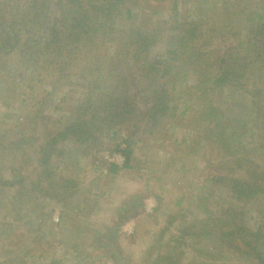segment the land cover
I'll return each instance as SVG.
<instances>
[{"label": "rangeland", "instance_id": "1", "mask_svg": "<svg viewBox=\"0 0 264 264\" xmlns=\"http://www.w3.org/2000/svg\"><path fill=\"white\" fill-rule=\"evenodd\" d=\"M173 2L131 0L129 5L122 8L123 19L115 27L130 28L131 24L139 23L144 18L149 25L151 22L153 25L163 18V13H157L156 8L164 11L168 19L167 28L173 26L175 21L170 19L173 15ZM216 3L215 0H178L176 7L181 14L180 19L190 22L198 20L209 8L210 14H213L219 9ZM230 5L224 9H230ZM235 5L236 10L244 9L241 15V12H237L240 16H235L241 18L238 21L241 23L240 28L247 27L264 14V0H236ZM130 6L135 14L141 12L139 18L135 15L127 21L125 10ZM221 11L224 13L223 9ZM113 28L105 31L106 35H97L92 51L84 48L88 52L79 59L75 70L69 73L66 85L55 81L53 89L46 87L53 93L48 95L42 109H38L40 104L32 100L25 106L21 98L25 94L31 99L36 95L42 97L44 84L50 78L44 80L45 73L40 75V79L37 75H26L29 71L19 69L16 56H6L7 60L11 58L12 61L0 65V140L1 144L7 145L6 151L0 149V165L10 178L9 165L15 153L19 156V162H22L19 174L25 177L24 185H18L22 191L21 195L15 196L16 199L9 196L14 188H2L0 185V264H154L152 260L160 249V252H178L181 249L184 252L179 255L181 264H190L193 260L195 264H252L251 258L238 254L229 242L219 249L208 231L210 228L215 229V225L209 223L220 220L225 227L231 216L236 215L243 219L245 227L253 234L259 230L264 233V179L259 180L258 189L243 201L232 202L226 188L227 184L229 186L236 179L245 177L244 169L251 162L260 166L258 172L264 169V101H259V97L250 101L251 98L235 86L215 87L210 104L219 110L214 121L217 127L215 139L218 142L210 141L207 126L213 123L209 120L200 121L202 112L198 110L193 113L186 110L183 113L188 104L197 101L199 94H195L190 85L195 79L186 77L185 68L177 65L174 54L169 58L166 55L171 47L165 42L157 41L149 52L151 56L160 54L163 57L158 58L162 63L159 71L143 75L136 84L142 103H152L155 91L160 93L159 90L165 89L170 92L176 80L186 79L188 90L180 94L181 86L177 83L172 93L174 95H170L168 112L162 120L152 127L144 125L138 129L130 126L126 131L128 137L134 133L130 140L135 169H126V157L116 149L122 138L119 135L122 133L121 125H126L117 124L112 130H106L98 140L90 139L84 145L61 142L57 154L51 158L50 166L56 168L55 181L61 184L66 181L67 188L52 189L49 192L56 194L52 196L64 198L70 208H63L56 197L46 196V189L31 191L36 179L42 176L39 167L35 168L32 148L28 149L38 144L36 134L39 133L35 126L40 121V115L37 118L31 116L41 111V115L46 116L45 126L54 128L56 120L65 111H70L65 109L66 106L73 109L74 104L85 101L86 95L96 86H99L98 94L110 92L105 94L108 100L121 93L119 87L124 80L116 76L115 70L120 68L124 71L126 67L123 66V58L118 62L110 40L119 37L114 43L120 42L123 45L132 37L129 33H126L128 38L124 33L117 37ZM173 40L174 37H170L165 41L170 43ZM126 47L127 50L123 47V53L130 49ZM104 55L108 57L104 59ZM14 62L15 65L12 64ZM167 64L176 67L166 72L169 68ZM18 69L21 73H18ZM257 82L256 85L264 86V75L258 76ZM104 83H108L110 89L113 87L112 91L105 88ZM133 89L135 87L131 88L132 93L135 92ZM64 92L72 99L63 104L60 98ZM90 95L96 96L92 93ZM255 100L257 103H254ZM200 103L203 104V100ZM172 112L177 117L171 116ZM258 112L261 116L256 118ZM192 128L196 131L192 132ZM156 132H159L157 136L154 135ZM193 133L198 134L197 143L191 140ZM120 146V149L124 148L125 144ZM242 157V163L246 162L230 174L232 171L229 168L234 169L236 161ZM19 162L15 163L16 171ZM110 164L118 167L115 180H111L112 177L107 174ZM219 164L227 169H222ZM68 184L73 190L68 189ZM123 200L128 201L126 207H131V215L121 224L119 251L115 242L110 240V229L106 230L102 226L115 224L119 216L113 208L120 206ZM65 213L68 214L66 217L63 216ZM161 228H165V235L158 239ZM99 229L104 234L98 233ZM181 229L190 232L194 229L200 235L194 234L193 238L197 239L191 241V235L183 236ZM73 237L79 241L75 242ZM100 238L104 246L95 243ZM262 240L264 237L259 236L255 246H261L264 258Z\"/></svg>", "mask_w": 264, "mask_h": 264}, {"label": "trees", "instance_id": "2", "mask_svg": "<svg viewBox=\"0 0 264 264\" xmlns=\"http://www.w3.org/2000/svg\"><path fill=\"white\" fill-rule=\"evenodd\" d=\"M127 1L128 0H0V65L12 61L11 58H15L16 56L19 61L17 62L20 66L19 69L24 68V72L29 71L25 73L26 75H37L40 79V75L45 73L43 79L50 78L46 83L47 85L44 84L42 97L36 95L31 99L25 94L21 98V102L25 104V106H28L29 102L32 100L33 102L37 101L36 104H40L38 109H42L43 103L47 102L46 98L48 95L53 93L47 90L46 87L53 89L56 82H61L62 85L67 84L70 78L69 73L75 70V67H77L76 65L80 62L79 59H81L89 49L92 51V46H95L99 33L106 35L105 31L108 32L109 29L114 27L113 31L116 36L120 33H124V36L128 38L126 33H129L132 37L130 41H126L127 43H123V45L120 44V42L114 43V41L118 40V36L117 39L114 38V41L113 39L110 40L113 43V52L118 56V62L123 58V66L126 67L124 71L120 68L115 70L116 76L124 80L123 85L119 87L121 93L118 92L119 94H117L116 97L111 96L108 100L105 94L110 92L106 91L98 94L97 89L99 86H96V89L94 88L90 92L96 94V96L90 95V93L87 92L86 100L82 103L74 104L73 109L70 106H66L65 109H69L71 112L65 111L59 120H56L54 123V128L53 126L48 128L45 126V122H47L45 120L46 116H42L41 111H37L31 116V118H37L40 115V121L35 126L39 134H36V141H38V144H34L33 147L29 146L28 149L32 148L31 156L35 157V168L37 169L39 167V171H41L42 174V176L36 179L31 191L46 189L45 195L51 198L56 197V201L59 204L61 203L62 206H64L63 208H70V206H67L68 202L64 200V198H60V196H52L56 194L49 192L52 189L60 190L67 188L66 181H64L63 184L55 181L56 168L54 169L50 166L51 158L57 154L58 146L61 142L68 141L84 145L90 139L98 140L106 130H112L117 124H126L124 127L121 125L122 133H119V135H122V138L117 143L116 149L124 153L126 157V164L124 166L126 169L134 170L135 166L132 164V141L130 140V137H132L134 133L129 137L127 135L130 126L139 127L138 129H141V127L143 128L144 125L150 127L154 126L166 116L169 107L168 104L171 100V96L174 95H172V93L176 90L177 83L181 86L180 94L188 90V85H186L188 81L186 79L183 81L174 79L176 81L170 92L165 89L159 90L160 93L155 91V98L152 103L148 101L142 103L143 100L142 97H140V91L137 92L138 89L136 88V84L140 77L152 72H158L160 66H162L158 58L163 57L160 54H153V56H151L149 53L151 51V46L156 45L159 41L160 43L165 42V44L171 47L166 55H169V58L174 54L173 58L177 61V65L185 68L186 77L190 78L191 76L195 79V82L190 83V85L194 88V93L199 94L197 101L188 104L183 113H186V110L192 113L198 110L202 112L201 118H198L200 121L209 120L208 122L213 123L207 126L209 127L208 132L210 135L208 136L211 137L210 141L214 142L218 140L215 139L217 127L214 121H216V114L219 110L210 104L215 87H224L227 85L235 86L237 89L247 94V96L251 98L250 101H253L256 97H259V101H264V86L260 87L256 85L258 83V76L261 77L264 75V14L259 16L258 20L256 19L247 27L240 28L241 23L238 21L241 18L237 19L235 16H240L242 12H244V9L240 8L236 10V0H221V3L219 0H215L219 8L217 11L210 14L209 8L208 12L200 16L198 20L188 22L180 19L179 16L181 14L176 7L178 0H174L171 7L173 15L170 16V19L175 21L174 25L172 24L173 26L169 25L170 27L167 28L166 24H168V19L165 18L164 11L156 8L155 11L157 13H163V18L161 17L160 20L155 21L153 25L152 22L151 25H149L144 18L139 23L131 24L130 28H125L123 26L115 27V24L123 19V17L121 18L122 8L126 4L129 5V3H131V0L126 3ZM151 3L152 2L149 3V6H151ZM229 4H231V8L224 9L227 8ZM220 9H223L224 13ZM125 12L128 21V18H134L135 15L139 18L140 15L138 14H140L141 11L135 14L136 12H134L130 6V8H126ZM237 12H241L240 15ZM123 22H125V19ZM170 37H174L173 42L166 43L165 40ZM92 42H94V44ZM126 46L130 48L128 51H126ZM123 47L126 49L125 53H123ZM9 55H11V58L7 60L5 57ZM107 57V55H104V59ZM127 62L129 64H127ZM88 63L92 67L91 60H89ZM12 64L15 65V62ZM167 65L169 68H167L166 72L176 67L174 64L172 66H170V64ZM19 69L18 73L20 71ZM104 73L106 75V71H104ZM111 73L113 72L111 71ZM104 84L105 88L112 91V86L110 89L108 83ZM133 87H135V89H133L135 92L132 93L131 88ZM112 93L114 94V92ZM70 99L72 98L67 97L65 92L60 98L63 104ZM200 100H203V104L200 103L202 105L199 104ZM254 103H257V100H255ZM121 105H123V108ZM54 110H56V108ZM172 110L174 111L175 109L172 108ZM172 115L175 116L173 112L171 116ZM199 116L200 115H198V117ZM260 116L258 112V115L255 117L259 118ZM47 125L49 126L50 124ZM193 131H196L195 128H192V132ZM156 133L154 134L155 136H157L159 132ZM197 135L194 133L192 134L191 140H193L194 143H197ZM114 136H116V133ZM1 141L2 140H0V149L6 151L7 145L6 143L1 144ZM122 144H125V147L120 149V145ZM17 157L19 156H16L14 153V156H12L10 160V178L8 174L2 171L3 166L0 165V185H2V188H14L12 194L9 196L15 199V196L21 195L22 191L19 190L18 185H24L23 183L25 182V177L19 174V170L22 169L20 166L22 162H19ZM244 157L240 158V161L238 160L239 162L236 161L234 169L229 168V170L232 171L230 174H232L237 167H242L243 163L246 162L244 161L242 163L243 160L241 159ZM96 158L98 157H95V159ZM18 162L19 166L16 171L15 163ZM219 167L227 169L221 164H219ZM259 168L260 166L257 163L251 162L250 165L248 167L246 166L244 169L246 172L245 177L241 180L236 179L233 184L229 183V186L227 184L226 188L228 189L232 202L236 200L243 201L253 191L258 189L259 180L264 179V169L258 172L257 170ZM117 169L118 167L115 164H110L108 166L107 174L112 177L111 180H115ZM227 175H229L228 172ZM227 175L223 177L229 178ZM74 186L76 185L74 184ZM68 189H70V191L73 190L69 184ZM127 203L128 201L123 200L120 206L115 207V209L113 208V211L119 216L113 226H108L109 224L102 226V228L104 227L106 230L110 229V240L115 242L119 251L121 248L118 247V236L121 224L130 217L129 214L131 215L129 212L131 207H126ZM66 215L68 214H63L64 217H66ZM209 224L215 225V229L210 228L208 232H211L209 236H212L211 238L215 244L218 245L219 249H221L222 245L226 242H229L235 247L236 250H234L238 252V254L248 259L251 258L250 261L252 264H264L263 254L260 249L261 246H255L257 238L259 236L260 238L264 237V233L261 230L253 234L245 227L243 219L236 215L231 216L230 220L225 224V227H223L220 220ZM101 229H99L100 231H98V233L101 232L104 234L102 231L104 229ZM164 231L165 228H161L158 239L163 238L165 235ZM182 234L183 236L191 235V238L200 235L194 229L191 232L183 230ZM72 239H74L75 242L79 241L75 237ZM194 239L197 238H193L191 241ZM262 242L261 245L264 244V240H262ZM95 243H97L98 246H104L102 238L95 240ZM160 250L157 256L152 260L154 264H181L179 258L184 254L181 249L178 252L173 250H169V252H160ZM195 262L196 261L193 260L190 264H195Z\"/></svg>", "mask_w": 264, "mask_h": 264}]
</instances>
